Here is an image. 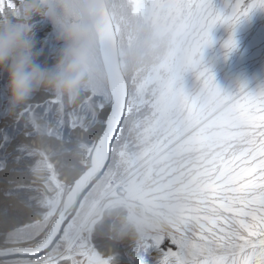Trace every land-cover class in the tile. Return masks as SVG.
<instances>
[{
    "label": "rangeland",
    "instance_id": "1",
    "mask_svg": "<svg viewBox=\"0 0 264 264\" xmlns=\"http://www.w3.org/2000/svg\"><path fill=\"white\" fill-rule=\"evenodd\" d=\"M103 12L126 90L122 115L103 172L38 255L113 264L118 252L124 264H174L162 254L174 246L161 243L199 231L215 200L264 209V0H105ZM34 38L37 61L51 65L61 47L52 23L37 17ZM99 44L95 31L75 102L38 91L15 116L0 104V251L24 225L45 237L107 124L115 86ZM5 83L0 73L6 97ZM127 184L141 191L130 204L111 193L98 201Z\"/></svg>",
    "mask_w": 264,
    "mask_h": 264
},
{
    "label": "clouds",
    "instance_id": "2",
    "mask_svg": "<svg viewBox=\"0 0 264 264\" xmlns=\"http://www.w3.org/2000/svg\"><path fill=\"white\" fill-rule=\"evenodd\" d=\"M105 0H0V73L11 114L38 91L75 102L85 86L88 54ZM54 26L61 43L53 63L37 61L35 20Z\"/></svg>",
    "mask_w": 264,
    "mask_h": 264
},
{
    "label": "snow or ice",
    "instance_id": "3",
    "mask_svg": "<svg viewBox=\"0 0 264 264\" xmlns=\"http://www.w3.org/2000/svg\"><path fill=\"white\" fill-rule=\"evenodd\" d=\"M37 95L42 98L46 93ZM34 98L31 97L19 109L30 111L32 105L29 102ZM5 100L6 97L0 94V104ZM17 110L11 115L15 116ZM5 111L9 113L7 109ZM198 220L202 221L199 231L191 235L188 232L173 233L161 243L160 247L165 241L174 246L175 251L169 248L162 253L174 258V264H264V209L260 212L250 211L242 198L227 196L215 200ZM34 229L35 224L24 225L8 233L6 244L27 243L28 246L5 248L0 255L36 258L4 260L0 264H58V258L51 253L38 255L50 247L53 234L37 240ZM113 264H124L118 252L113 257Z\"/></svg>",
    "mask_w": 264,
    "mask_h": 264
},
{
    "label": "bare ground",
    "instance_id": "4",
    "mask_svg": "<svg viewBox=\"0 0 264 264\" xmlns=\"http://www.w3.org/2000/svg\"><path fill=\"white\" fill-rule=\"evenodd\" d=\"M96 32H97L98 40L100 43L99 44L100 51L105 60L106 67L109 73V78H111L110 81L115 86L114 91L112 93L113 102H112L111 110H110V113L107 119V124L103 132L95 138L93 146L91 147L89 153L87 154V160L85 161L83 167L81 168L82 172L78 174L79 176L77 178L71 180L72 187H71V190L69 191L67 200L65 201V206H64L63 211L54 220L47 234L45 235V236H48L49 234H53L52 243L54 242L56 237L59 235L66 221L70 218V216L73 214L76 207L80 203L84 193H86V188L90 184H92L93 181L98 176H100V174L103 172L106 161L108 159V153L110 150L111 140L117 130L120 117L122 115V110H123L122 108H123L124 100L126 97L124 81H121L122 79L120 80L122 75L119 76V74H117L116 71L114 72V66H113V63L111 62L112 59L109 58L111 57V55L108 54V51L106 49V45H105L106 40H107L106 20H105V15L103 11H102V19H101V22L98 28L96 29ZM89 164H92V166H89ZM138 192H141V191L134 184L118 185V186H114L112 189H109L108 192L105 191L103 196L100 197L98 201L105 199L106 196H108L107 193H109V195L111 194L116 195V198L121 200L123 203L130 204L129 203L130 200ZM76 234L77 232L75 233V235ZM14 246L22 247V245H19V244L12 245L9 247H14ZM48 249L42 250L40 254L45 253ZM70 249H71L70 246H68L61 253L62 254L72 253L73 251L70 252L71 251ZM7 257H10V256H7ZM27 257H34V256H27ZM54 257L57 258L58 256H54ZM0 258H6V257L3 255H0Z\"/></svg>",
    "mask_w": 264,
    "mask_h": 264
},
{
    "label": "built area",
    "instance_id": "5",
    "mask_svg": "<svg viewBox=\"0 0 264 264\" xmlns=\"http://www.w3.org/2000/svg\"><path fill=\"white\" fill-rule=\"evenodd\" d=\"M78 235H79V234L75 235V238H76ZM85 239H86V238L84 237V235L80 236V237L78 238V240L76 241L75 246H77L78 244L84 242Z\"/></svg>",
    "mask_w": 264,
    "mask_h": 264
},
{
    "label": "water",
    "instance_id": "6",
    "mask_svg": "<svg viewBox=\"0 0 264 264\" xmlns=\"http://www.w3.org/2000/svg\"><path fill=\"white\" fill-rule=\"evenodd\" d=\"M107 161H108V160H107ZM106 165H107V162H106ZM96 180H97V179H96ZM96 180H95V181H96ZM95 181H94V182H95ZM94 182H93V183H94ZM93 183H92L91 185H89V186L86 188V192L92 187ZM62 229H63V227H62Z\"/></svg>",
    "mask_w": 264,
    "mask_h": 264
},
{
    "label": "trees",
    "instance_id": "7",
    "mask_svg": "<svg viewBox=\"0 0 264 264\" xmlns=\"http://www.w3.org/2000/svg\"><path fill=\"white\" fill-rule=\"evenodd\" d=\"M62 264H67V261L62 262Z\"/></svg>",
    "mask_w": 264,
    "mask_h": 264
},
{
    "label": "crops",
    "instance_id": "8",
    "mask_svg": "<svg viewBox=\"0 0 264 264\" xmlns=\"http://www.w3.org/2000/svg\"><path fill=\"white\" fill-rule=\"evenodd\" d=\"M82 249L81 247L79 248V250Z\"/></svg>",
    "mask_w": 264,
    "mask_h": 264
}]
</instances>
